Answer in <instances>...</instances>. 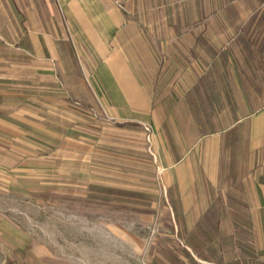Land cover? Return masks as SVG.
Returning a JSON list of instances; mask_svg holds the SVG:
<instances>
[{
  "label": "crops",
  "instance_id": "crops-1",
  "mask_svg": "<svg viewBox=\"0 0 264 264\" xmlns=\"http://www.w3.org/2000/svg\"><path fill=\"white\" fill-rule=\"evenodd\" d=\"M67 45L83 62L62 74L71 96L152 130L164 233L146 262L264 252V0H0V59L22 58L42 98L43 58L63 72Z\"/></svg>",
  "mask_w": 264,
  "mask_h": 264
},
{
  "label": "rangeland",
  "instance_id": "rangeland-1",
  "mask_svg": "<svg viewBox=\"0 0 264 264\" xmlns=\"http://www.w3.org/2000/svg\"><path fill=\"white\" fill-rule=\"evenodd\" d=\"M68 50L63 72L43 58L44 98L22 58L0 59V264H148L151 237L164 233L147 191L162 169L152 130L72 97L62 74L83 62ZM234 264H264V252Z\"/></svg>",
  "mask_w": 264,
  "mask_h": 264
},
{
  "label": "built area",
  "instance_id": "built-area-1",
  "mask_svg": "<svg viewBox=\"0 0 264 264\" xmlns=\"http://www.w3.org/2000/svg\"><path fill=\"white\" fill-rule=\"evenodd\" d=\"M187 264H206V262H203V261L197 259L194 262L187 263Z\"/></svg>",
  "mask_w": 264,
  "mask_h": 264
}]
</instances>
